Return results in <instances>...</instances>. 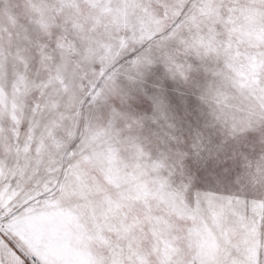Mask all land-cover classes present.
<instances>
[{
	"label": "snow or ice",
	"instance_id": "6c2138e0",
	"mask_svg": "<svg viewBox=\"0 0 264 264\" xmlns=\"http://www.w3.org/2000/svg\"><path fill=\"white\" fill-rule=\"evenodd\" d=\"M0 264H264V0H0Z\"/></svg>",
	"mask_w": 264,
	"mask_h": 264
}]
</instances>
